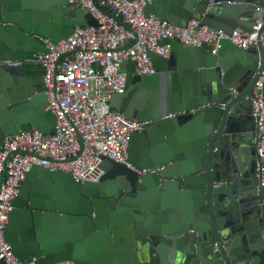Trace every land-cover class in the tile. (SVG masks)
<instances>
[{"label":"water","instance_id":"95a60500","mask_svg":"<svg viewBox=\"0 0 264 264\" xmlns=\"http://www.w3.org/2000/svg\"><path fill=\"white\" fill-rule=\"evenodd\" d=\"M73 1L0 0V151L7 135L54 131L35 53L75 26L98 25ZM258 6L264 0H151L143 12L230 33L251 31L264 18ZM161 42L169 54L148 53L154 73L132 74L128 60L124 90L108 101L126 118L148 121L129 134L130 166L103 158L97 181L43 165L25 172L3 231L19 261L264 264V158L251 114L264 46L222 38L213 53L206 43ZM18 152L26 153L8 155ZM5 175L3 166L0 184Z\"/></svg>","mask_w":264,"mask_h":264},{"label":"built area","instance_id":"2783aa9c","mask_svg":"<svg viewBox=\"0 0 264 264\" xmlns=\"http://www.w3.org/2000/svg\"><path fill=\"white\" fill-rule=\"evenodd\" d=\"M151 0H74L89 12L98 25L75 26L71 34L55 44L45 40L49 51L35 53L45 67L44 84L47 108L55 115L53 133L39 130L20 131L7 135L1 145L0 173L6 175L0 184V262L2 264H36L19 261L4 240L8 212L17 195L25 172L32 165L50 170L70 172L80 181H97L104 170L103 158L126 164L129 134L142 129L148 121L126 118L109 108L112 93L122 92L126 85V63L135 61L132 74L154 73L149 52L168 56L169 45L163 38L177 40L187 46L206 43L212 52L228 38L240 48L260 41L264 46V18H258L252 30L236 27L230 33L198 19H189L185 26L165 18L146 16L143 6ZM264 16V6H258ZM260 32L258 33V31ZM18 64L19 61H10ZM264 68L251 91V114L256 124V153L264 158ZM24 150L26 153H14ZM8 155V156H7ZM262 169V168H258ZM264 179V177H262ZM53 264H76L72 260Z\"/></svg>","mask_w":264,"mask_h":264}]
</instances>
